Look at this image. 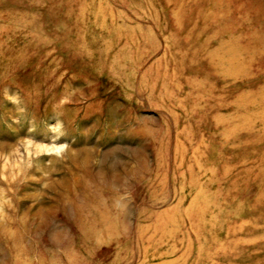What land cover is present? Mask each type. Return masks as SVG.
<instances>
[{
  "label": "rangeland",
  "instance_id": "1",
  "mask_svg": "<svg viewBox=\"0 0 264 264\" xmlns=\"http://www.w3.org/2000/svg\"><path fill=\"white\" fill-rule=\"evenodd\" d=\"M263 87L264 0H0V264H264Z\"/></svg>",
  "mask_w": 264,
  "mask_h": 264
},
{
  "label": "bare ground",
  "instance_id": "2",
  "mask_svg": "<svg viewBox=\"0 0 264 264\" xmlns=\"http://www.w3.org/2000/svg\"><path fill=\"white\" fill-rule=\"evenodd\" d=\"M257 54H258V53H257ZM216 56H217V55H216ZM215 58H216V57H215ZM217 58H219V57L217 56ZM231 60H232V59H231ZM250 60H251V61H249V62H251V66L254 65V63H253V59L250 58ZM218 61H219V60H218ZM244 66H245V65H244ZM248 66H249V65H248ZM252 69H253V68H252ZM252 69H251V70H252ZM231 72H232L231 70H227V74H226V75H227L228 77H230V76L232 75ZM237 72H238V71H237ZM236 74H237V73H236ZM236 74H235V75H236ZM235 75H234V76H235ZM263 88H264V87H263ZM263 92H264V91H263ZM259 98H262V99H263V97H262L261 94H259ZM259 98H258V99H259ZM228 117H231V116L228 114ZM217 119H220V118L218 117ZM253 119H254V118H253Z\"/></svg>",
  "mask_w": 264,
  "mask_h": 264
}]
</instances>
